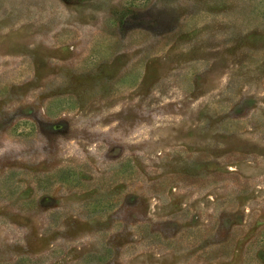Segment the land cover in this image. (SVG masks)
Wrapping results in <instances>:
<instances>
[{
  "label": "rangeland",
  "instance_id": "374dc122",
  "mask_svg": "<svg viewBox=\"0 0 264 264\" xmlns=\"http://www.w3.org/2000/svg\"><path fill=\"white\" fill-rule=\"evenodd\" d=\"M0 264H264V0H0Z\"/></svg>",
  "mask_w": 264,
  "mask_h": 264
}]
</instances>
